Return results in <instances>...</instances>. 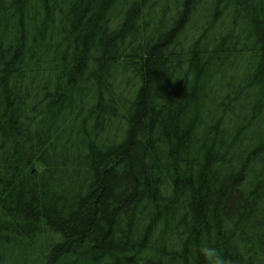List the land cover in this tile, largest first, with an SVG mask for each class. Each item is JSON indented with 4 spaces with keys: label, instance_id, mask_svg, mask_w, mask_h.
Masks as SVG:
<instances>
[{
    "label": "trees",
    "instance_id": "16d2710c",
    "mask_svg": "<svg viewBox=\"0 0 264 264\" xmlns=\"http://www.w3.org/2000/svg\"><path fill=\"white\" fill-rule=\"evenodd\" d=\"M264 264V0H0V264Z\"/></svg>",
    "mask_w": 264,
    "mask_h": 264
},
{
    "label": "clouds",
    "instance_id": "9594fccd",
    "mask_svg": "<svg viewBox=\"0 0 264 264\" xmlns=\"http://www.w3.org/2000/svg\"><path fill=\"white\" fill-rule=\"evenodd\" d=\"M198 251L204 258L205 264H229L219 250L213 246L204 245Z\"/></svg>",
    "mask_w": 264,
    "mask_h": 264
}]
</instances>
